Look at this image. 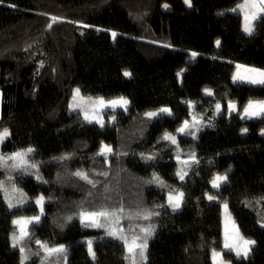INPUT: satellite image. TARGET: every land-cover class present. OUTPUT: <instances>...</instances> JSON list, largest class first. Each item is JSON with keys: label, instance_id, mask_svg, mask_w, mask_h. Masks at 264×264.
<instances>
[{"label": "trees", "instance_id": "1", "mask_svg": "<svg viewBox=\"0 0 264 264\" xmlns=\"http://www.w3.org/2000/svg\"><path fill=\"white\" fill-rule=\"evenodd\" d=\"M191 2L0 0V130L11 133L0 153L34 149L27 171L0 166V182L16 205L9 209L0 191V264H20V252L11 246L12 220L39 215L41 196L40 222L21 242L30 255L25 264H41L42 257L44 264H131L121 239L81 223V212L121 206L129 238L142 235L140 227L156 228L146 261L137 256V264H213V249L224 245L223 201L241 235L256 241L246 259L223 250L224 260L264 264V116L241 119L243 106L264 99V85L232 80L236 63L264 69V18L249 36L243 14L231 11L244 0ZM77 87L85 96L126 97L129 106L107 111L114 121L101 127L70 107ZM229 101L236 111L229 113ZM187 102L212 118L199 131L190 129L195 138L176 132L190 118ZM162 107L172 115L145 116ZM165 132L176 136L178 147L162 139ZM104 143L112 152L98 155ZM188 150L199 163L181 181L175 156ZM148 155L155 158H143ZM76 172L87 173L96 187ZM154 173L165 187L149 183ZM217 174H227V182L214 189L210 181ZM170 191L184 193L176 211L168 206ZM145 210L159 215H135ZM36 240L65 252L49 255Z\"/></svg>", "mask_w": 264, "mask_h": 264}, {"label": "snow or ice", "instance_id": "2", "mask_svg": "<svg viewBox=\"0 0 264 264\" xmlns=\"http://www.w3.org/2000/svg\"><path fill=\"white\" fill-rule=\"evenodd\" d=\"M184 3L188 7H192L191 0H184ZM14 7V5H12ZM165 8L168 7L167 4L164 5ZM233 12H237L238 14H243V24H242V30L245 34L251 36L254 33V28L256 26L255 22L264 18V0H244L243 3L238 4L235 8L231 9ZM53 22L57 20L56 17L51 18ZM49 28L52 27L51 24L48 25ZM116 33L113 32L112 36L113 38L116 37ZM220 41H216V46H220ZM192 58H195L197 56V53L193 52L191 53ZM237 71L233 74L232 80L234 83H248L252 85H264V69H258L254 67H245L242 65H236ZM243 69V73L240 71ZM123 75L125 77H131V73L128 71H124ZM178 76L181 75V73H177ZM206 95H212V92L210 89H205ZM80 98L81 101H84V98L80 96V89L77 88L73 95V100L76 101L77 98ZM88 104H90L93 109L96 107L99 108H112L115 109L116 107H121L127 110V106L129 104V100L123 96L118 97L116 99L111 100H105L103 97L96 98L93 100L92 98H88L87 101ZM189 103V106L192 107L193 105L191 102ZM80 105L74 104L70 105V107H79ZM217 113H220L221 111V104L216 103L215 105ZM227 110L229 113L232 111L237 110V105L229 101ZM162 114L172 115V112L167 107H162L158 109L157 111H149L145 113V116L148 119H151L153 117H159ZM264 116V101H249L247 105L243 106V111L241 113V119H252L254 117H261ZM85 120L92 122V120H95V116L90 117L87 112H85ZM195 120V117L193 118ZM97 123L103 127L102 120H96ZM191 128H195V131H199V127H196V124H189L188 120H185L183 122V125L176 129L177 133H182L186 135H191L193 138H195V131H191ZM187 130V131H186ZM242 133H246L248 131L247 128H244L241 130ZM262 135H264V130L261 132ZM11 133L9 129L4 128L0 130V144H3V142L10 137ZM163 140L169 141L172 145H177V138L175 135L165 132L163 137ZM178 147V145H177ZM34 152L33 148H28L26 150L22 151H16L12 153L11 155H4L0 153V166H3L5 168L10 169H16L21 172L27 171L28 161L25 159ZM112 149L111 147L107 145H103L101 147L100 152L98 155H105L106 153H111ZM69 157H61V159H68ZM146 160H152L155 157L152 155H148L146 157H143ZM177 159L179 160V156H177ZM189 159L192 161V163L198 164L199 161L195 157V153L192 152L189 154ZM12 161L11 164L8 162ZM185 164H188V161H184ZM30 167L37 168L36 164H31ZM190 167V165H189ZM187 171H184L183 169L176 172V175L179 177L181 181L185 179V176H187ZM74 175L80 177L81 179L85 180L87 183L92 184L93 187H96V184L88 178L87 173L83 172H76ZM100 175H107V173H100ZM39 179V177H37ZM227 182V174L220 175L217 174L213 177V179L210 181L212 188L219 189L224 183ZM149 183H157L162 187H165L164 182L157 176L155 173L153 174L152 181H149ZM0 191L5 192V199L8 201V207L9 209H12L16 207V205H13L10 200H8L7 196V189L4 186L3 182H0ZM13 191H16L15 186H13ZM210 201L215 200L217 197L214 195H208L207 197ZM261 199H264V197H261ZM184 200V193L183 192H177V191H170L168 193V206H170L173 211H176L181 207V204ZM43 201L44 197L41 196L36 200V204L40 205L41 207V215L43 214ZM24 201H21L22 204ZM226 219H225V229H224V246L223 248L228 250L229 253L235 252V255L237 258H244L246 259L249 255V253L252 250V247L256 244L255 240L251 239H245L239 232V228L235 225V221L232 220L230 213H228V204L225 201L223 204ZM124 209L123 206H121L119 209L109 212L108 210L104 209L101 211H92V212H81V223L85 226L89 227H103L104 224L100 223L101 217L105 218V222H107L109 217L114 218L115 223H119L118 213H123ZM137 217H140L144 220H150L152 216L159 215L157 212H152L150 210H145L142 213L137 212L135 214ZM129 219L132 217L129 216ZM71 219V217H69ZM40 222V215H34L30 218H19V219H13L12 224L15 226L11 240H12V247L14 249H18L20 252V264H25L27 260L30 259V255L26 253L25 247L22 246L21 242L25 240V238L31 239V236L29 235V225L32 224H38ZM229 222H231V227H229ZM261 227H264V223H261ZM155 225L149 224L146 227H140L139 233L136 234L133 233L131 239L128 238L126 235H117V232L115 230H110L109 235L116 236L118 239H121L124 243V247L128 253V255L125 256L126 260H130L131 264H137V256H139L141 261H146V251L148 248V240L153 236L155 233ZM122 233V229L120 230ZM19 233V234H17ZM36 244L40 245L41 248H44L45 251L50 255L52 253H64L65 249L63 246H60L58 248H49L47 244L42 243L39 240L35 241ZM88 248H89V254L92 255L93 259H95V253L92 250V242H88ZM32 255H39V252L33 253ZM212 258H213V264H225L223 260V250L221 252L215 251L213 249L212 252ZM46 257L41 258V264H44V260ZM66 259V257H65Z\"/></svg>", "mask_w": 264, "mask_h": 264}, {"label": "rangeland", "instance_id": "3", "mask_svg": "<svg viewBox=\"0 0 264 264\" xmlns=\"http://www.w3.org/2000/svg\"><path fill=\"white\" fill-rule=\"evenodd\" d=\"M236 64L237 65H242V66H245V67H251V66H248V65L240 64V63H236ZM236 71H237V68H236L235 72ZM240 71L243 73V69H241ZM77 88H79V87H77ZM77 88L74 89V92H75V90ZM73 95H74V93H73ZM80 96L84 98V101H81L79 97L77 98L76 101H74L73 100V97H72L71 105H74V104L80 105L79 107H72V108L73 109H79L80 111H82L84 117H85V112H87V114L90 117L95 116L96 119L95 120H92V121L102 120L103 125L106 122H110L111 123V122L114 121V116L112 114H111V116H109V118L106 117V112L107 111H109V110L110 111L111 110L114 111L117 108H121V107L118 106L115 109H112V108H99V107H96L95 109H93V107L90 104L87 103L88 98H92L93 100H95L96 98H99V97L85 96V95H83L81 93V91H80ZM116 98H118V97H113V98H110V99H105L104 98V99L107 101V100L116 99ZM252 101H264V99H262V100H260V99L259 100H252ZM191 104L193 106L191 107L192 110H191L190 118L188 119L189 124L190 125L196 124V127H199V129H202L203 127H205L206 125H208L211 122V119L212 118L211 117H208L204 113H201V112L199 113V112L194 111L193 110L194 102H191ZM128 106H129V104H128ZM153 111H157V110H153ZM194 117H195V120L193 119ZM192 129L195 130V128H191V130ZM103 145H107V146L111 147V145H108V144H105V143ZM111 149H112V147H111ZM192 152H193L192 150H190V151L188 150V151H185V152H182V151L177 152L175 158H176V160L178 162V170L183 169L184 171H187V173H189V171H190V169H191V167L193 165L192 161L189 159V154L192 153ZM11 154L12 153H6L4 155H11ZM106 154H110V153H106ZM177 156H179V160L177 159ZM195 157H196V155H195ZM32 158L33 157H31V154H29V156L26 157L25 159H27L28 163H32L33 162L32 161ZM196 159H197V157H196ZM184 161H188V164H185ZM10 162L12 163V161H10ZM189 165H190V167H189ZM220 175H224V174H220ZM21 179H22V175H19V176L16 177L15 182H16L17 186H19L21 184V181H22ZM177 192H182V191H177ZM167 202H168V198H167ZM221 204H222V224H223V234H224L225 219H226V214H225V210H224V207H223L224 201ZM40 209H41V207H40ZM85 212H92V211H85ZM109 212H112V211H109ZM228 213H230L229 210H228ZM39 215H40V218H41V212H40ZM230 215H231L232 220H234V218H233V216H232L231 213H230ZM30 217H32V216H17L15 219H19V218H30ZM118 218H119V223L118 224L115 223V220L112 217H109L108 220H107V222H105V218H103V217H101L99 219H100V223L104 224L103 227L106 229V231L108 233H109L110 230H115L117 232V235L123 234V235H126L127 236V231L125 230L124 224L122 223V217H121V215L119 213H118ZM235 225L237 226V223L236 222H235ZM30 226L31 225H29L28 228H30ZM229 227H231V222H229ZM14 228H15V226H14ZM121 229L123 230L122 233L120 231ZM17 234H19V233H17ZM129 239H131V237ZM245 239H250V238H245ZM251 240H253V239H251ZM223 250H226V249L223 248ZM219 252H221V251H219ZM47 254H46V256H47ZM223 260H224V258H223ZM224 262H225V264H230V263H228L225 260H224Z\"/></svg>", "mask_w": 264, "mask_h": 264}, {"label": "crops", "instance_id": "4", "mask_svg": "<svg viewBox=\"0 0 264 264\" xmlns=\"http://www.w3.org/2000/svg\"><path fill=\"white\" fill-rule=\"evenodd\" d=\"M259 69V68H258ZM1 102H2V93L0 92V107H1ZM1 112V111H0Z\"/></svg>", "mask_w": 264, "mask_h": 264}]
</instances>
